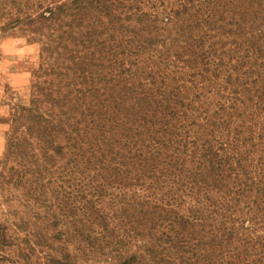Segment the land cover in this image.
<instances>
[{"label":"trees","instance_id":"obj_1","mask_svg":"<svg viewBox=\"0 0 264 264\" xmlns=\"http://www.w3.org/2000/svg\"><path fill=\"white\" fill-rule=\"evenodd\" d=\"M19 32L0 264H264V0H0Z\"/></svg>","mask_w":264,"mask_h":264},{"label":"rangeland","instance_id":"obj_2","mask_svg":"<svg viewBox=\"0 0 264 264\" xmlns=\"http://www.w3.org/2000/svg\"><path fill=\"white\" fill-rule=\"evenodd\" d=\"M40 65L39 44L27 43L20 32L14 37L0 38V159L7 149V118L14 105L30 103L33 86L39 80L36 71ZM43 262L46 263V259Z\"/></svg>","mask_w":264,"mask_h":264}]
</instances>
